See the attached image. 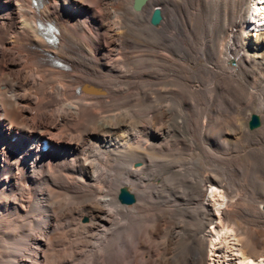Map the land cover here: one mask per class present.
<instances>
[{
    "label": "bare ground",
    "instance_id": "obj_1",
    "mask_svg": "<svg viewBox=\"0 0 264 264\" xmlns=\"http://www.w3.org/2000/svg\"><path fill=\"white\" fill-rule=\"evenodd\" d=\"M131 2L0 0V264H264L258 9Z\"/></svg>",
    "mask_w": 264,
    "mask_h": 264
},
{
    "label": "rangeland",
    "instance_id": "obj_2",
    "mask_svg": "<svg viewBox=\"0 0 264 264\" xmlns=\"http://www.w3.org/2000/svg\"><path fill=\"white\" fill-rule=\"evenodd\" d=\"M246 30L249 34L252 35V37H255L257 34H260V32H264V29H262V30H260V29L249 30L246 28ZM124 205L125 206L126 205L131 206L130 204H124ZM216 223H217V221L213 220L212 223H210L212 225L208 224L209 226L207 225L208 227H206V230L208 232H212V234H213V232L215 233V231H216L215 224ZM260 235L262 236V238L264 240V231L260 232ZM228 238L223 239V242H225L224 245H222L223 244L222 243L221 245H219L217 247L213 246V245L210 246L207 264H244L241 261L240 254L238 253V250H237L238 244H237L236 238L235 237H228ZM212 239H214V238H212ZM225 246H226V248H225ZM227 247H228V249H227Z\"/></svg>",
    "mask_w": 264,
    "mask_h": 264
},
{
    "label": "water",
    "instance_id": "obj_3",
    "mask_svg": "<svg viewBox=\"0 0 264 264\" xmlns=\"http://www.w3.org/2000/svg\"><path fill=\"white\" fill-rule=\"evenodd\" d=\"M145 0H132L131 6L134 10H138L140 6L144 3ZM160 9L159 7L155 6L152 8L150 15H149V23L153 26H157L160 21ZM258 118L255 114H250L247 126L249 129H252L258 126ZM117 200L121 204H131L134 202L133 195L125 188L120 187L117 192Z\"/></svg>",
    "mask_w": 264,
    "mask_h": 264
}]
</instances>
